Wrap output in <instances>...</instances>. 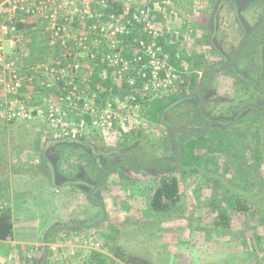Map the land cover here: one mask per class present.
Instances as JSON below:
<instances>
[{"label":"rangeland","instance_id":"1","mask_svg":"<svg viewBox=\"0 0 264 264\" xmlns=\"http://www.w3.org/2000/svg\"><path fill=\"white\" fill-rule=\"evenodd\" d=\"M70 1L81 6L84 0ZM123 1L128 2L134 9L147 6L158 11L163 8L161 11H165L164 15L158 21L160 28L167 27V31L174 32L178 41L180 37H184V42L179 46L181 54L189 56L193 52L201 53L205 56L207 65H216L221 61L209 38L208 25L211 21L218 29L217 39L220 45L228 50L231 56L243 37L237 17L228 4L223 3L218 12L212 9L217 7L215 5L217 0H173L174 7L171 9L164 6L163 0ZM241 4V7H244L242 1ZM93 9L100 12L102 6L94 5ZM62 11L59 19L66 21L64 14L67 11L64 9ZM212 12L216 14L214 13L211 19ZM263 13L264 1L259 3L256 9L246 6L243 11V23L247 29H252ZM37 23L43 24L42 20L33 22V24ZM88 24L86 20L82 25L88 30ZM84 26L81 27L82 31H86ZM67 29L71 37L82 33L80 27L73 26L71 22ZM42 31L39 33L38 43L46 47L48 52L39 59L36 55L33 64L52 63L62 58L65 67H68L72 59L65 55L66 51L70 48L77 50L72 44V39L65 44H61L59 40V43H56L59 49H54L48 44L49 39L47 40L48 37L51 39V36ZM92 36L95 39L97 35ZM98 39L102 50H106L107 38L98 37ZM33 47L28 49L29 54L35 53ZM80 61L82 64L87 63L85 59ZM185 64L184 74L189 80L192 70L187 63ZM86 68L87 66L84 68V75ZM83 74L81 76H84ZM58 77L52 80L49 76L52 84L49 90L39 87V103L44 96L58 101V95L61 93L59 85L70 81L72 73L66 69V72L60 73ZM181 80L184 81V77H181ZM77 84L84 89L87 86L81 79ZM186 84V94L190 97L167 112L165 121L169 122V126L165 121L163 123L151 121L140 105L132 111V116L125 114L130 119L128 126L113 131H105L95 125L89 126L84 123L80 128L72 122L68 123V119L64 117L60 122L61 127L52 128L40 118L26 124L24 120L18 119L11 124L0 116V176L8 177L7 174L10 173L9 179H3L4 183L10 182L14 185L17 182L29 190L25 197L26 202L7 205L13 209L17 240L27 243L39 241V230L44 222H49V228L69 225L71 226L69 228L91 233L87 238L91 240L85 241L84 244L91 246L95 251L101 249L107 253V264L122 263L113 252L107 250L106 246L112 250L121 247L125 252L142 254L153 261H165L169 262L168 264L227 262L238 264L237 256L241 253V245L236 237L245 231L249 243L254 248L253 232L264 234V219L258 214L254 216L250 212L243 214L228 207V213L233 220L232 225L229 228H219L214 224L215 214L210 209L211 201L215 198L219 199L225 190L220 181L223 173L226 176L224 179L227 178L232 187L236 184L242 185L249 177L257 184V190L264 194V143L259 142L254 128L242 129L243 133L240 134L230 127L211 126L204 135L211 137L212 151L209 153L205 148L199 150L200 153L205 154L202 171L183 174L180 171L181 165L176 162L165 163L158 167L159 160L178 158V147L172 141L173 130L177 135L176 142L180 146L181 142L184 143L189 139V136L181 135V130L191 132L204 130L201 124L188 120L192 114L191 109H194L195 101L192 99L199 88V82L195 86ZM208 88L206 110L216 117L221 115L220 119H223L222 115L231 118L237 109L229 107L224 113L226 111L224 107H228L229 102L236 96L233 76L221 70L211 78ZM63 103H60V106L65 110L67 107ZM231 105L233 106V103ZM136 124L144 128L142 135L124 134V130L129 131ZM63 129H67L69 133L64 135L61 133ZM81 135H85V139L80 141L81 147L70 145L71 147L64 148L59 144L61 137H69L68 140L75 142ZM261 137L264 140V119ZM52 144L55 146L51 147ZM85 147H90L91 151L100 157L101 166L111 164L114 159L116 162L128 160L142 166L153 163L157 168L152 166L153 169L148 172L133 168L112 170L101 185L98 197L94 194L90 201L88 193L84 191L86 184L76 179L80 172L82 177L91 182V186L95 184L90 174L98 169V163H95L93 157L83 150L86 149ZM256 150L262 152L263 159L255 156ZM45 155L50 157L51 161L55 158L59 159L58 165L47 166L44 161ZM8 167L12 170H6ZM3 168L6 171L2 170ZM203 171L211 173L203 174ZM25 172L28 174L31 172L32 176H22L26 174ZM170 175L177 176L181 182V199L174 209L156 213L150 207V199L160 181ZM94 202H100V206L93 205ZM96 221H98L96 224L91 225ZM7 249V245L0 241V264H6L4 254ZM38 257L39 249L32 247L27 253L25 264H39Z\"/></svg>","mask_w":264,"mask_h":264},{"label":"trees","instance_id":"2","mask_svg":"<svg viewBox=\"0 0 264 264\" xmlns=\"http://www.w3.org/2000/svg\"><path fill=\"white\" fill-rule=\"evenodd\" d=\"M109 4L108 12L112 10L120 16L123 22H127L129 31L126 30L114 36L113 39L116 41V47L111 50V47L108 46L104 51L118 53L124 61L130 63L131 68L124 71L120 77L118 71L122 68V63L117 65L110 62L105 58L104 51L99 50L94 58L90 55L86 56L85 60L87 63L84 65L90 67L92 75L88 79L90 89L85 97L89 99L93 98L95 100L94 106L99 108L105 107L107 102L111 100L120 98L126 100L129 105H140L144 109L146 117L151 121L163 123L167 112L180 103L186 95L185 83H190L192 86L198 83L200 71L206 67L207 60L201 53L193 52L189 56L181 54L179 46L184 42V37H180V41H178V37L174 32L167 31V27L161 29L158 24L159 19L163 17L165 11L151 9L153 16V20L151 21L152 29L146 25L145 20L138 21L134 19L135 9L127 2L112 0ZM29 25H20V27L24 29V27ZM251 45V56H249L250 53L246 55V52H243L238 59L241 65L242 63L246 65L244 70L245 76L240 75L241 77L236 78L235 82L236 86L243 87L246 89V92L243 95L239 94V101L233 102V106L230 104L231 106L225 107V113L229 110V107L237 109L234 112V117L223 119V121L214 126L230 127L236 132L239 131L240 134L243 133L242 129L252 130L254 128L255 135H257L259 142L263 144L261 127L264 119V21L257 32V38H255ZM150 46L156 51V57L161 60V64L165 63V67L162 65L157 67L160 80L166 76V68L169 66L174 69L172 74H178L173 78L171 85L165 88L161 86L149 92L145 89V86L151 83V73L156 67V64L153 65L150 62L151 58L146 54V50ZM93 51L96 50L93 49ZM138 56H141L142 59L135 61L134 59ZM185 63L192 70L189 80L184 74V70L186 71ZM143 64H146L145 68L142 67ZM104 72L106 73L105 75L103 74ZM143 73H146V76H143ZM181 77H184V81L181 80ZM132 79L133 81H131ZM192 113L193 116L191 115L188 120L200 123L204 127V130L199 132L202 134L201 136L189 137L184 143L181 142V149L178 147V157L181 159L179 164L182 167L180 171L183 174L202 171L205 164V154L200 153L199 150L205 148L209 153L212 151L210 147L211 137L203 135L206 130L204 118H201V114L198 111ZM63 117L68 119V123L72 122L80 128L83 127V123L84 125L93 126L92 117L89 113L84 115L79 113L72 114L66 108ZM15 121L11 120L8 122L13 124ZM24 123L28 122L24 121ZM165 123L167 122L165 121ZM58 126L61 127V123ZM143 133L144 128L142 127H134L129 131L124 130V134L127 135L134 134L140 136ZM65 139L68 138H60L61 141ZM84 139L85 135H81L78 140L83 141ZM63 147L69 148L70 145L64 144ZM256 151L255 156L263 159L262 152ZM44 161L47 164L51 163L49 157L46 155L44 156ZM138 170L144 169L139 168ZM202 173L207 174L204 171ZM222 175H220V181L225 190L219 199L215 198L211 201L210 206L211 211L215 214V226L219 228L231 227L233 220L228 213V207L243 214L249 212L252 216L258 214L264 219V194L257 190V184L247 177L246 182L242 185L236 184L235 187H232L228 182L229 180L227 178L224 179L226 177L225 173ZM180 199L181 182L179 178L174 175L165 176L152 194L150 207L156 213L169 211L176 207ZM7 205L5 203L0 204V240L2 241L12 239L14 235L13 209ZM246 222L248 223V220ZM50 233L46 237L47 241H49L48 237ZM236 238L241 245V253L237 256L238 264H264V234L258 231L253 232L254 248L249 243L245 231L238 234ZM115 245H117V242ZM106 247L109 252L114 253V256L122 264L169 263L165 261L156 262L142 254L128 253L122 250L121 247L113 250L108 246ZM105 260H102L103 264H105ZM225 264L233 263L227 262Z\"/></svg>","mask_w":264,"mask_h":264},{"label":"built area","instance_id":"3","mask_svg":"<svg viewBox=\"0 0 264 264\" xmlns=\"http://www.w3.org/2000/svg\"><path fill=\"white\" fill-rule=\"evenodd\" d=\"M111 1L85 0L82 8L77 7L75 12H78L84 18L81 22L85 21V18L89 19L88 30L84 27L86 31L71 37L68 33L67 22L60 21L59 15L63 9L70 5L76 7L74 2L70 0H0L1 118L6 121L22 119L27 122L40 118L46 124L56 127L60 124L62 116L65 114V110L60 106V103L64 102L72 114L79 113L84 115L89 113L92 117L93 125L102 130L113 131L121 129L122 126H128V123H130L128 117L132 116V111L136 109L138 104L129 105L126 100L116 98L107 102L103 108L94 106L95 100L85 97L90 89L88 79L92 75V71L89 66L82 64L80 61L88 55L94 58L97 52L102 50L98 37L107 38L108 46L112 50L116 47V41L113 37L128 30L127 22H123L120 16L112 10L108 12L109 2ZM57 2L59 4H56ZM162 2L169 9L174 7L172 5L174 4L173 0H163ZM94 5H101L102 11H95L93 9ZM161 10L163 8L158 11ZM171 13H173V10ZM134 19L138 21L145 20L148 27H153L151 24L153 16L150 7L135 8ZM38 20L46 23V29L51 34L52 44L59 43V40L61 44H65L72 39V44L77 50L70 48L66 51L65 55L72 59L68 67H65L62 58H58L52 63L23 65L20 62V55L24 52L23 29L20 25L25 26ZM92 35H97L98 37L96 36L94 39ZM93 49L96 51H93ZM103 53L110 62L117 65L122 63V68L118 71L120 77L124 71L131 68L130 63L124 61L118 53L112 51H104ZM146 54L151 58L150 62L153 65L156 64V67L151 73V83L147 84L145 89L150 92L152 89L156 90L161 86L165 88L171 85L173 78L177 76L176 73L172 74L174 69L170 66L166 68L167 74L160 80L157 67L161 65L165 67V63L161 64V60L156 57L157 53L151 46L147 48ZM141 59L142 57L138 56L134 60L139 61ZM85 66L87 68L84 75ZM142 67L145 68L146 64H143ZM66 69H69L72 73V79L68 82L66 81L63 85H59L62 93L60 102L47 97L45 98L47 103L39 107V104L35 102L34 95L27 93L26 88L33 87L38 83L39 87L49 90L52 86L49 76L52 80L57 79L60 73L66 72ZM81 74L84 76H81ZM103 74L105 75L106 73L104 72ZM142 75L146 76V73ZM80 79L87 85L85 89L78 86L77 81ZM127 113L129 116L125 115ZM137 125L139 124L133 127H139ZM61 133L66 135L69 131L63 129ZM97 245L99 246L100 244L98 243Z\"/></svg>","mask_w":264,"mask_h":264},{"label":"crops","instance_id":"4","mask_svg":"<svg viewBox=\"0 0 264 264\" xmlns=\"http://www.w3.org/2000/svg\"><path fill=\"white\" fill-rule=\"evenodd\" d=\"M84 1L81 2L80 4L81 6H83ZM81 6L79 5H76V7L71 5L68 6L67 8L64 9L65 11H67V13H65L64 15L66 17L65 22H67V26L69 25V22H71L73 26L80 27V32H83L81 30V27L84 26L82 25V23L86 22V20L88 22L89 19H85L84 22H81L82 20H84L83 16L78 12H75L77 7L81 8ZM41 31L51 36L50 31L48 32L46 29L45 22H43V24L41 25L39 23L37 24L31 23L29 26H27V28L24 27L23 29L24 52L22 55H20V62L23 65L33 64L34 57L36 55H37L36 57L39 59L41 58V55L45 56V53L48 52L46 50V47L40 46L38 43L40 37L39 33H41ZM47 40L51 48L59 49L56 46V44H52V41L49 37L47 38ZM32 47L34 48L35 53L32 52V54H29L28 49L30 48L32 49ZM30 87L26 88L27 93L34 95L36 103L39 104V107L44 106L47 103L45 101V98L47 97L44 96L41 103H39V84L36 83L35 86L31 88ZM60 96H62V93H59L57 102H60V98H61ZM2 170L4 171L12 170V168L8 167L6 170L4 168ZM31 174L32 173L30 172V174L26 173L22 176L26 177L27 175L28 177H30L32 176ZM7 176L8 177H6L5 175L0 176V203L4 202L5 204H10V203L13 204L15 202L17 203L26 202L25 197L27 193H29V190H27L25 186L17 184V182L16 184L14 183V185L12 183L10 184V182L4 183L3 179L4 180H6V178L9 179L11 176L10 173H8ZM14 219L15 217L13 214V220ZM19 220L21 221V219ZM49 224H50L49 222H44L43 227L39 230V241L38 240L36 242L32 241L33 243H27V241L17 240L15 235L16 228L14 225L13 238L4 241L0 240L4 242L8 248L6 254H4L5 263L25 264L27 253L30 251L32 247L33 248L35 247V249L37 250L39 249V257H38L39 259L37 258L39 264H84V263L103 264V261L108 257V254L102 251L101 249L100 250L96 249L95 251V249H92L91 246L84 244L85 241L91 240V239L87 240V238L91 235V233H85L84 231L82 232L80 230L78 231L74 228H56V229L49 228ZM49 232L51 233L48 237L49 241H47L46 237L49 234ZM27 245L29 246L28 248L26 247ZM105 264H107L106 260H105Z\"/></svg>","mask_w":264,"mask_h":264},{"label":"flooded vegetation","instance_id":"5","mask_svg":"<svg viewBox=\"0 0 264 264\" xmlns=\"http://www.w3.org/2000/svg\"><path fill=\"white\" fill-rule=\"evenodd\" d=\"M241 1L244 3V7H241V5H242ZM262 1H264V0H258L256 2H255V0H217L215 5L218 8L217 7L212 8L213 10H217L216 12H218L219 7H221V5L223 3L228 4L229 8L232 9L233 13L237 17L239 28L243 34V37H242L241 41L239 42V44L236 48V51L231 56L230 52L228 50L224 49L220 45V43L217 39L218 29L215 27V25L212 23V21L208 25L210 28L209 29V38L211 39V41L213 43V49L220 55L221 61L216 65H212V66L206 65V67L202 71H200L201 75H199L200 79H198L199 88L197 89L195 97H193V99H192L195 101L193 103L194 109L193 108L191 109V113L198 111V113L201 114V118L202 119L204 118L206 130H208L209 127H211V126L217 125L218 123L223 121V119H226V117L224 115H222L223 119H220L221 115L216 117V115H214L212 112L206 110V107H207L206 105L208 103L207 92L209 91L208 87L210 85L211 78H213L215 75H217L221 70L225 71L226 73L231 74L233 76L234 84L236 82V78L241 77L242 75L245 76L244 70L246 68V65L244 63H242V66H241V63L238 62V59H239V56L241 55V53H243V52H246V55H247V53L248 54L250 53L249 56H251V54H252V50H251L252 45L251 44L255 40V38H257V32L259 31V29L262 26V23L264 21V13L262 15H260L259 19L254 24L252 29L251 28L247 29V26L243 23V18H244L243 11H245L246 6H249L252 9H256V6H258L259 3H261ZM216 12H212L211 19L213 18L214 13L216 14ZM203 73H205V74H204V80L202 83L201 79H202ZM235 90H236L235 91L236 96L233 99V101L229 102V105L235 101H239L238 100L239 94L243 95V93L246 92V89H244L241 86H236ZM189 97L190 96L186 94L184 96V98L181 100V102H183L184 100H187ZM225 107H227V106H225ZM225 107H224V109H225ZM221 109H222L221 113H223V107H221ZM191 115L193 116V113ZM234 115L235 114H233V116L231 115V118H233ZM166 124H167V126H169V122H167ZM198 124H200V123H198ZM170 127H172V126L170 125ZM206 130H205L204 134L206 133ZM195 131L196 132H191L188 130H181L180 133H181V135H187L189 137H199L202 135L201 133L197 132V130H195ZM171 135H172V141L177 145V147H180V149H181L182 147L179 145L178 142H176V140L178 141V139L176 137L177 136L176 133H174V130L172 131ZM65 138L70 139L69 137H65ZM61 139H63V138L61 137ZM68 139L62 140L60 143L59 142H57V143H59L61 145L68 144V145H71L73 147H76L78 145L79 147H81L82 144L80 143V140L73 142V141L68 140ZM54 146L55 145H53V144L51 145V147H54ZM85 148L86 149H83V150L87 151L90 154V156L93 157L95 163H98V166H97L98 169L96 171L92 172V174H90L91 178L94 179L95 184L93 186H91L90 185L91 182L89 180H86L84 177H82L81 176L82 173H80V172L78 173V176H76V179H77V181H79L81 183L84 182L86 184L84 187V191L88 193V197H89L90 201H92V196L94 194H96L97 195L96 197H98L99 190L102 188L101 185L105 182L107 175L110 173V171L122 170L123 168H133L134 170H137V171H147L148 172V171L153 169L152 166L156 167V165L153 163H150L149 165H143L142 166V165H135L132 163V161L128 162V160H124L122 162H116V161H114V159L112 160L113 162L111 164H109L107 166H101V162H99L100 157H97V155L93 151H91L90 147L89 148L85 147ZM101 155H103V154H101ZM49 159H50V157H49ZM52 160H54V161H51V159H50L51 163L47 164V166L52 165L55 167L56 164L58 165L59 159L57 160V158H55ZM180 160L181 159L179 157L176 160L175 159H168L167 161H169V162H167L166 160H159V161H157L158 162L157 166L161 167V166H163V164L170 163V162H176L177 164H179ZM139 168H142L144 170H138ZM55 172H56V170H55ZM57 177H58V174H57ZM93 205L100 206V202L99 203L94 202ZM97 222L98 221H96L95 223H92L91 225H94ZM69 227H71V226L66 225V226H59V227H54V228L56 229V228H69ZM74 227H76V226H74ZM82 227L86 228L88 226H82Z\"/></svg>","mask_w":264,"mask_h":264},{"label":"water","instance_id":"6","mask_svg":"<svg viewBox=\"0 0 264 264\" xmlns=\"http://www.w3.org/2000/svg\"><path fill=\"white\" fill-rule=\"evenodd\" d=\"M204 74H205V73L202 74V79H201V80H202V83H203V80H204ZM181 153H182V152H181Z\"/></svg>","mask_w":264,"mask_h":264}]
</instances>
